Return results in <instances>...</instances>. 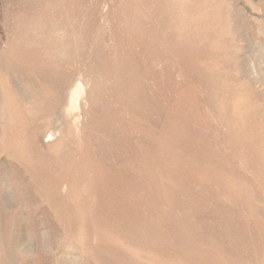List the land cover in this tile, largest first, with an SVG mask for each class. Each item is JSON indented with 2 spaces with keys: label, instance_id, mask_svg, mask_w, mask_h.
Returning a JSON list of instances; mask_svg holds the SVG:
<instances>
[{
  "label": "rangeland",
  "instance_id": "1",
  "mask_svg": "<svg viewBox=\"0 0 264 264\" xmlns=\"http://www.w3.org/2000/svg\"><path fill=\"white\" fill-rule=\"evenodd\" d=\"M8 57L0 264H264V0H0Z\"/></svg>",
  "mask_w": 264,
  "mask_h": 264
},
{
  "label": "bare ground",
  "instance_id": "2",
  "mask_svg": "<svg viewBox=\"0 0 264 264\" xmlns=\"http://www.w3.org/2000/svg\"><path fill=\"white\" fill-rule=\"evenodd\" d=\"M37 48H38L37 45L35 47H32V48L22 47L21 50L18 51V60L19 61H17L15 63V69L14 70L15 71H23L25 69L26 70L30 69L32 71H35L36 75H38L39 78H41V77L43 79H47V78L48 79H52V78H54L55 77L54 72L52 71V69L49 66H47L48 64H46L44 62V60L42 58L43 56L39 53V50ZM8 59H9V57H8ZM10 60L11 59L7 60L6 62L4 61V65L0 66V68L3 71H6V69H9V68H6L5 65L6 64L9 65ZM8 65H7V67H8ZM66 78L67 77H64V80Z\"/></svg>",
  "mask_w": 264,
  "mask_h": 264
}]
</instances>
